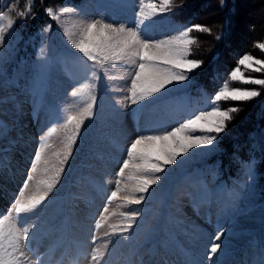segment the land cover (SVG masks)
<instances>
[{
    "label": "rangeland",
    "instance_id": "1",
    "mask_svg": "<svg viewBox=\"0 0 264 264\" xmlns=\"http://www.w3.org/2000/svg\"><path fill=\"white\" fill-rule=\"evenodd\" d=\"M190 1L170 0L167 6L169 11L145 21V24L148 25L145 29L147 34L156 39H164L178 35L180 31L190 26L191 24L187 21L188 13H186V18L181 14L184 10L183 7L191 4ZM153 2L157 4L158 8L163 6V0H153ZM82 3V8H77L72 3L67 2L59 4L53 8L54 12L59 13V8L62 6L73 7L75 11L60 14L58 20L48 17L51 25L50 32L52 33V36L48 38L51 42L50 47L54 46L62 52L59 53L60 58L56 59L53 64V71L50 72L48 79L51 82V90L50 93L46 94L41 106L32 101L33 95L30 89L39 82L38 75L44 69L40 59H37L39 54H35L34 59L19 66L16 55L21 47H18L20 44L18 46L12 44L14 38H18V28L13 26V29L9 30V33L7 32L8 34L0 33L4 37L3 44L0 46V112L10 123L7 135L0 136V165H2L0 168V210L8 214L17 198L26 201L29 196L40 194L45 182L52 181L67 152V145L75 135L74 123H65L66 118L69 115L81 118L83 108L91 102V98L94 96L96 98L95 114L91 119L85 120L79 139L74 145V152L68 162V167L62 174L60 183L49 196L64 190L63 184L69 179L72 167L84 154L86 144L92 135L90 149L86 153L88 154V164L77 168L73 174L78 177L74 193L76 192L77 197L84 196V200L72 199L70 201L73 219L76 220L74 223L75 226L78 225L75 234L82 246L81 248L77 246L66 262L67 264H90L93 249H98L99 254L104 259L101 262L98 258V264H109L120 246L129 241L127 242L115 235H105V233L117 232L120 227H124L128 223L125 213L140 211V209H132L130 204L124 201H130L133 196L138 197L140 195L132 191L135 182L128 180V177L134 174L131 167L125 169L123 177H119L121 183L117 197L113 198L111 202L106 199L107 195L116 190L118 178L116 174L122 165L120 163L127 158L126 149L131 140L137 134H149L150 129L153 128L170 129L178 126L186 119L192 118L201 111H209L214 106L222 109L238 107L240 110L232 113L233 119L228 122L226 131L221 133L218 143L208 150L195 149L193 150L194 154L190 153L184 158L182 164L171 166L165 179L154 186V190H150L146 200L142 203L151 204L155 197L166 199L170 191L169 202L173 206L172 211L184 219L185 223L182 224L184 238L193 246L195 254L197 253L198 263L212 264L207 259V251L217 229L214 228L208 213H206V209L210 206L203 201L206 189L196 182L200 176L199 167L204 164L208 165L207 171L210 177L208 192L217 190L218 184L214 179V171L211 170L214 165L213 161L228 152L229 141L234 135L232 134V127L241 125L236 127L234 133L243 130L244 117L241 116V113L254 109L262 101L264 104V86L231 81L230 76H228L222 80L218 79L220 86L212 88L210 96L194 94V90L197 93L205 83H215L213 80H208L210 75L207 73V67L212 62H210L211 59L206 57L202 60L196 53L198 50L195 46L200 45V39H197L196 36L203 33L194 31L190 33V36L195 37L196 42L190 46L189 58L203 63L194 75L189 74L191 76L190 81L173 86L167 96L147 107L141 108L139 105L120 107L119 105L130 104V101L123 98L127 95L132 69L126 64L114 63L108 66L107 74L103 71L97 72L95 69L90 71V64H85L64 33L67 32L78 39L77 34L81 30L82 22L99 18L101 13H104L111 21L132 24L135 20V13L139 10L138 0H82ZM247 3L246 0L242 6V13L248 17L249 22L246 23L243 20V23H238L237 27L238 30L239 28L246 29H243L244 31L239 30L238 34L241 41L243 38L244 42L250 39L252 43L247 48H245L246 45H243L244 48H239L234 53L230 51L228 60L233 65L232 70L237 67L238 60L245 54L264 60V49L258 46L264 44V7L258 6L252 11ZM144 11L151 15V10L145 9ZM220 17H222L220 10L214 5L211 12L202 17L201 23L202 25L210 24L209 28L213 31L217 26L216 23L220 21ZM253 27H256L254 31ZM19 39L22 40L20 37ZM210 41L209 44L212 46L213 39L210 38ZM234 42L233 40V44ZM234 46L239 45L235 43ZM211 65L213 68L216 67L214 63ZM240 67L246 77L264 79V71L256 72L251 68ZM97 75L100 76L99 80L96 79ZM225 82L229 84V87L255 89L260 92V95L247 102L221 101L219 104H213L212 97ZM74 89L78 91L76 97L71 96V91ZM188 93L190 95L185 96ZM58 107L65 114V120L54 123L52 114L53 110ZM94 117H96V121H94ZM12 140H16L17 143H12ZM5 145L12 147V151L8 152L12 154V162L10 163L3 160V155L6 153L3 152ZM37 152L40 154L39 161L34 160ZM33 163L36 167L35 172L30 171ZM7 165L12 167L13 172L8 171ZM249 166L253 176L251 182L247 179ZM240 168L241 170L238 168L237 171L241 172L243 182L238 185V201L235 208L231 211L221 212L218 204L213 207L222 219L223 227L221 228L225 230L220 241L222 242V249L213 259L218 262L220 260L223 264H226L230 259V251L249 236L248 232L239 230L257 229L258 227L264 229V207L261 211V206L258 205V202L264 199L259 196V193L262 192L261 187L264 185V177H260V179L254 177L256 169L251 165ZM262 170L264 169L261 167L258 169V171ZM29 175L32 176L31 180H28ZM25 181L28 182L27 188L23 187ZM22 190L23 196L20 195ZM105 207H107L106 212L103 211ZM141 210L143 214L149 211L148 208ZM152 210L155 211H153L154 215L150 218L148 226L152 229L149 235H146L147 232L143 234V240L146 238L145 236H147V240L153 237L155 226L161 223L160 211ZM102 212L103 215H101ZM157 212L160 213L158 216L156 215ZM61 214L62 206L60 203L51 208L44 209L43 207L38 210L39 219L36 221V228L33 231L36 234V241L45 249L46 254L67 236L66 229L59 228L52 234L48 230L50 224ZM5 217L8 219L0 218V220L4 221L3 228L5 235H7L13 225V219L8 215ZM34 218L33 214L24 217L27 223H31ZM97 219L100 221V228L98 229L95 227ZM212 219L214 220V218ZM46 233L50 235L48 238L40 237ZM93 235L97 238L95 244L92 243ZM83 248L84 251L81 250ZM24 251L35 264L33 257L26 249ZM149 252L148 249L147 255L153 256ZM223 257L226 258V261ZM63 258L61 257V260ZM171 264L177 263L172 261Z\"/></svg>",
    "mask_w": 264,
    "mask_h": 264
},
{
    "label": "snow or ice",
    "instance_id": "2",
    "mask_svg": "<svg viewBox=\"0 0 264 264\" xmlns=\"http://www.w3.org/2000/svg\"><path fill=\"white\" fill-rule=\"evenodd\" d=\"M169 3L170 0H163V6L158 8L153 0H138L139 10L135 13V20L132 24L111 21L104 13H101L99 18L82 22L81 30L77 34L78 39L67 32L64 33L85 64H90V71L95 69L97 72L103 71L107 74L108 66L114 63L126 64L132 69L127 95L123 98L130 101V104L119 105L117 102L120 107L132 105H139L141 108L147 107L167 96L173 86L190 81L191 76L189 74L194 75L195 71L202 66V61L189 58L190 46L196 42V38L190 36V33L194 31L210 33L211 29L207 25L193 24L180 31L178 35L164 39H156L147 34L145 29L148 25L145 24V21L169 11L170 9L167 7ZM220 4L223 6L224 0H220ZM13 8L14 5L10 4L8 11L0 12V20L7 19V29L9 30L13 29L16 23L9 16V11ZM145 9L151 10V15L146 14ZM31 11L32 0H29L27 9L17 12L18 19L26 20ZM45 11L53 20H58L60 14L73 12L75 9L70 6H62L59 8V13L54 12L52 7L46 8ZM50 29L51 25H48L43 31L48 32ZM4 32L5 28L0 27V33ZM3 40L4 37L0 35V46H2ZM258 46L264 49V44ZM43 53L42 47L40 55L37 57L38 60L42 58ZM240 66L261 72L264 71V60L245 54L238 60L237 67L229 74L231 81L264 86V79L246 77ZM96 79L99 80L100 76L97 75ZM77 95V90L71 91V96L76 97ZM259 95L260 92L255 89L229 87V84L225 82L212 97V103L219 104L221 101L247 102ZM95 99L93 96L91 102L83 108L81 118L72 115L66 118L65 123H74L75 135L67 145V152L52 181L45 182L40 194L31 195L26 201L19 198L14 201V206L8 212V217L13 219V225L7 235H5L3 228L4 221L0 220V264H33V261L25 254L24 249L32 250V242L36 235L33 229L36 228V221L39 219L38 210L41 209V206H46L45 202L48 201L49 195L60 183L62 174L68 167V162L73 155L74 145L79 139L85 120L91 119L95 114ZM239 110L238 107L222 109L214 106L211 110L201 111L170 129L153 128L150 129L149 134H137L126 149L127 158L123 160L116 174L118 177L116 190L110 193L108 201L111 202L113 198L117 197L121 183L119 177H123L125 169L131 167L134 174L130 175L128 180L135 182L132 191L140 195L138 197L133 196L129 202L134 205L142 204L150 190H154V186L165 179L171 166L182 164L184 158L193 153L195 149L208 150L214 147L218 143L221 133L226 131L228 122L232 121V113ZM7 133V126L0 124V136H6ZM4 151H8V149H4ZM34 160H40L39 152L35 155ZM30 171H36L35 163H33ZM31 179L32 176L29 175L28 180ZM247 179L249 182L253 179L250 166ZM23 187H28L27 181ZM20 195H24L23 190ZM103 211L106 212L107 207ZM13 212L15 217L12 216ZM28 214H33L35 217L31 223L24 222V217ZM141 214L139 210L125 213L128 223L119 232L114 231L105 233V235H115L123 240H129L131 238L130 233ZM95 227H100L99 219L96 220ZM60 228H63V223ZM224 232L223 228L217 230L207 251V259L212 264H219L213 257L222 249V242L220 241ZM96 239V236L93 235V244H95ZM98 255H100L99 250L93 249L90 264H94V262L98 264ZM36 259L39 261V257ZM261 264H264V256L261 258Z\"/></svg>",
    "mask_w": 264,
    "mask_h": 264
},
{
    "label": "trees",
    "instance_id": "3",
    "mask_svg": "<svg viewBox=\"0 0 264 264\" xmlns=\"http://www.w3.org/2000/svg\"><path fill=\"white\" fill-rule=\"evenodd\" d=\"M81 0H32V11L26 20H19L17 17V12L26 10L29 5V0H0V9H6L8 11V6L14 5L13 10L9 11V16L16 21V24H23L26 27L37 25V27H42L48 17L45 9L48 7L55 8L57 5L65 2H80ZM259 1V2H257ZM184 2V1H183ZM191 4L183 7L182 15L186 18V13H188L187 21L193 24L202 25V17L206 13H210L214 5L220 10L221 16L216 24L215 30L208 32H202L203 34H197V39H200V45L196 47V53L199 54L202 60L206 57L210 58V64L207 67V73L210 75L208 80H213L215 83L210 85L218 86V78H226L229 76L233 65L229 59V53L238 51L239 48H245L250 46L252 40L241 41L239 36V30L244 31L246 29L238 30L237 25L244 22H249L248 17L242 13V6L246 0H224V5L221 6L220 0H191ZM247 4L251 10H255L258 6L264 7V0H247ZM215 3V4H213ZM6 6V7H4ZM248 13V12H246ZM246 20V21H245ZM239 23V24H238ZM212 24V23H211ZM210 27V24H203ZM255 25V24H251ZM250 25V26H251ZM219 26V27H218ZM253 31L256 27L252 28ZM250 36V33H248ZM264 35V34H263ZM219 37V38H217ZM210 38L213 39L212 46L209 44ZM250 38V37H249ZM233 40L235 41L233 44ZM239 46L235 47L234 45ZM231 58V57H230ZM212 63L216 65L215 68L212 67ZM208 84V88L212 89V86ZM244 117L243 120V130L238 133H234L236 125L232 127L233 137L229 141L228 152L222 154L220 157L223 164L228 165L232 171H236L238 168V163L245 164L251 158L257 159L258 167L264 169V104L263 101L256 105L254 109L250 111H245L241 113ZM239 165V166H240ZM259 178L264 177V170L258 171ZM264 187V185H263ZM262 187V188H263ZM264 194V192H263Z\"/></svg>",
    "mask_w": 264,
    "mask_h": 264
}]
</instances>
